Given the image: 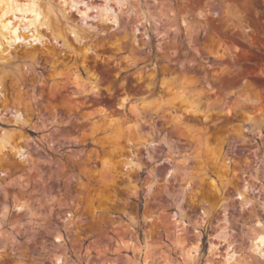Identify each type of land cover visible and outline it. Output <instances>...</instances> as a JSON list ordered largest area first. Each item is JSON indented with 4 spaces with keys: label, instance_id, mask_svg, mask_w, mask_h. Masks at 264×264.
<instances>
[{
    "label": "rangeland",
    "instance_id": "obj_1",
    "mask_svg": "<svg viewBox=\"0 0 264 264\" xmlns=\"http://www.w3.org/2000/svg\"><path fill=\"white\" fill-rule=\"evenodd\" d=\"M40 2L71 43L68 21L90 49L72 53L45 28L46 44H34L28 13L7 14L28 36L6 61L0 51V130L23 145L18 156L5 149L0 170V264H56L55 253L66 264H264L252 238L264 227V119L246 116L264 104V0ZM106 6L114 23L100 15ZM74 71L92 74L97 92H76L65 77ZM185 77L208 99L203 114L182 113L198 137L165 102L134 120L130 102L189 91Z\"/></svg>",
    "mask_w": 264,
    "mask_h": 264
},
{
    "label": "bare ground",
    "instance_id": "obj_2",
    "mask_svg": "<svg viewBox=\"0 0 264 264\" xmlns=\"http://www.w3.org/2000/svg\"><path fill=\"white\" fill-rule=\"evenodd\" d=\"M70 1L71 2L73 1V3H74V0H70ZM114 2L118 3V0H114ZM17 11H19L23 14V16H22L23 18L25 16V14L28 13L29 16L26 17L24 23L26 24V28L28 29V31L31 30L30 37H31V40L34 41V44L35 43L41 44L42 46L46 44V42L43 41V38L46 37L45 33L41 30V28H45V30L48 33L50 32L52 38L62 39L63 43L67 45V47L72 51V53L73 52H81L84 56L88 53L90 46L89 45H83L81 43V41H80L81 37L79 35V32L77 33V26L68 23L69 21L66 23V27H67L69 33L73 34L74 41H75V43L78 44V45H74L64 36L62 27L59 24H57L58 22L54 23L51 20L49 9L45 8L42 5V3L40 2V0H28L26 3H24V2L21 3L18 0H0V51L2 53L1 54L2 60H5V61L7 60V58L4 55L9 54V50H8L9 48H10V50L14 48V47H12V44L16 43V40L18 37L20 38L22 36L23 37L28 36V34L23 33V32L17 33V31H16L17 25H15V23L13 24L11 19H9V17L7 16L8 13L15 14ZM86 12L87 11H84L85 14H86ZM100 15H102V17L112 19L111 21L114 23V18H115L114 15L115 14H114V12L110 6L102 7L101 11H100ZM17 24H18V22H17ZM5 38L8 39V40H6V44H7L6 51H4L1 48V45L3 44V40ZM34 44H32V45H34ZM66 67H68V66H66ZM69 69L64 68V71L65 70L69 71ZM60 70L55 69V71H56L55 74L57 73V71H60ZM58 73L61 75L62 72H58ZM58 73H57V75H58ZM65 77H66V80H71V82L75 86V91L78 93H85V92L94 93V92H97V90H98L96 82L93 79L94 77L92 76V74L89 75L87 78H81L79 76V74L74 71L71 75L67 74ZM191 80L189 78L187 79V77H185V82L187 81V85L191 86L189 91H187L186 89L184 90V88H182V90H180L179 92H176L175 90H173L172 87H169L168 98L165 97L166 99H164V100L161 99L162 101L159 99H158L159 100L158 101L156 98H154V100H153V98H152V100H149L147 96H142L138 100L130 102L129 103V109H130L131 113H133L134 120L139 118V116H140V114L144 108L150 107V106L151 107L156 106V107H158V109L164 108L163 102H165L167 104V109H166L167 112L169 114H171L173 120L182 129V131L186 132L189 136L191 135L192 137H198L197 133H195L193 123L188 121V120H185L182 116V113L193 112V113L203 114L206 111V108H207L206 101L208 99L207 100L205 99V94L203 93L201 87L192 83ZM183 82L181 81V83H183ZM56 83H58V82H56ZM187 85H185V86H187ZM1 92L2 91H0V94H1ZM250 92H252V91H250ZM250 92L248 90L245 91L246 96L248 97V95H249L253 98H256L255 97L256 94H253ZM15 95H17V94H15ZM17 96H19V95H17ZM128 100H129L128 97H121L120 102H119L120 107L123 108V106L127 102H129ZM176 103H178V104H176ZM246 116H247L248 120H252V121H255L257 123V122H259L258 121V119H259L261 122V120L264 119V104H261V103L255 104L252 108L247 110ZM107 118H106L107 119L106 125L113 127V132H111V133H113L112 135L114 137H116L114 139V141H118V139L121 135L122 129L116 123L117 122L116 118H114V117H107ZM14 121L17 123L20 122V120L17 118H15ZM94 123L95 122H93V125H94ZM115 124H116V127L114 126ZM135 127L136 126L132 122H129L126 125V128L129 131L130 135H131V132L133 131V129H135ZM11 136L12 135L8 131L0 130V170L7 168L6 166H4V162H6V158H7V156L4 154L5 149L9 148V150H11V152L14 153L16 156L20 155V152L23 149V145L20 144L21 138H18V136H17L15 140L14 139L12 140ZM197 145H200V142H198ZM204 145L207 147V150H208L209 142H208L207 138L204 141ZM197 153H199V152L197 151L196 154ZM215 159L217 161V157H215ZM123 164H124V166H129L131 164V161L129 159H127V160H125V162H123ZM104 166L105 167H111V168L115 169L114 164H111L108 157L104 161ZM217 167H220V168L215 175L219 179L222 177L227 166L224 168L223 163H222L220 165H217ZM223 176H225V175H223ZM210 182L213 185L216 184L215 179H212ZM243 188L239 189L237 191V193H238L239 197H241L242 200H244V202H245V201H247V198H245L246 193L244 191V190H246V188H244V189ZM23 201L24 200L19 199L18 204L23 205ZM3 207H5V206H3ZM1 219H3V218H1ZM222 232L223 231H221V233ZM179 237L180 236H178V238ZM262 237H264V227H259V228L257 227V228H254L252 230V238L255 240V243L258 242L257 243L258 245L259 244L264 245V241L261 240ZM119 239L121 241H123V240H125V237L123 235H121V236H119ZM7 240H9V239L7 238ZM10 241H12V239ZM5 245H6L5 243L1 242L0 253L2 251H4ZM191 249H194V246H192V248L190 247L187 249V254L190 253ZM148 250H147V252H148ZM54 258H55L56 264H64V263L66 264L65 259L62 258V255L60 253H55ZM247 263H248V260H247ZM247 263L242 262V264H247ZM233 264H238V262L233 263Z\"/></svg>",
    "mask_w": 264,
    "mask_h": 264
},
{
    "label": "snow or ice",
    "instance_id": "obj_3",
    "mask_svg": "<svg viewBox=\"0 0 264 264\" xmlns=\"http://www.w3.org/2000/svg\"><path fill=\"white\" fill-rule=\"evenodd\" d=\"M261 240L264 241V237H262Z\"/></svg>",
    "mask_w": 264,
    "mask_h": 264
}]
</instances>
